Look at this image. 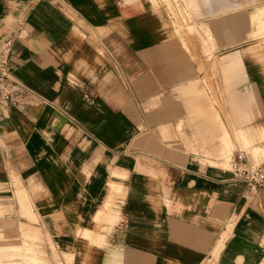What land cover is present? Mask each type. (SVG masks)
I'll return each instance as SVG.
<instances>
[{
    "label": "crops",
    "instance_id": "1",
    "mask_svg": "<svg viewBox=\"0 0 264 264\" xmlns=\"http://www.w3.org/2000/svg\"><path fill=\"white\" fill-rule=\"evenodd\" d=\"M236 6L197 0L181 21L161 0H0V39L20 30L7 219L74 264H264V186L245 199L228 167L243 142L264 154V41L249 37L264 5Z\"/></svg>",
    "mask_w": 264,
    "mask_h": 264
},
{
    "label": "rangeland",
    "instance_id": "2",
    "mask_svg": "<svg viewBox=\"0 0 264 264\" xmlns=\"http://www.w3.org/2000/svg\"><path fill=\"white\" fill-rule=\"evenodd\" d=\"M166 3L168 11L172 15L179 17L181 21L191 19V14L197 10V0H161ZM221 4L222 11H230L229 2H236L238 10L247 9L249 11L255 5H264V0H214ZM209 3L206 5L208 7ZM235 9V8H234ZM249 37L260 38L264 41V24L252 23ZM181 29V28H180ZM180 31V30H179ZM186 33H193L192 28H187ZM264 45V44H263ZM243 147L249 152L254 163H257L264 154L254 156L248 143L243 142ZM226 154V158L228 157ZM260 155V156H259ZM263 155V157H261ZM19 207L15 213L19 216L26 215L35 221L36 217L27 205L23 190H16ZM11 206L6 207L0 201V264H74L73 253L59 250L48 236H44L38 229L23 225L21 220H8L7 215L11 211Z\"/></svg>",
    "mask_w": 264,
    "mask_h": 264
},
{
    "label": "built area",
    "instance_id": "3",
    "mask_svg": "<svg viewBox=\"0 0 264 264\" xmlns=\"http://www.w3.org/2000/svg\"><path fill=\"white\" fill-rule=\"evenodd\" d=\"M17 26L13 27L0 39V117L2 111L7 109L15 101L14 91L21 87L12 74L13 43L20 34ZM228 167L233 177L245 182L243 196L245 199L251 193L264 186V163H251L248 153L244 149H238L229 154Z\"/></svg>",
    "mask_w": 264,
    "mask_h": 264
}]
</instances>
